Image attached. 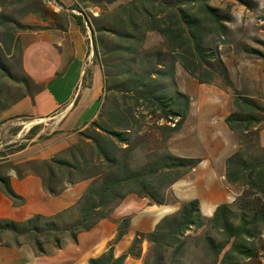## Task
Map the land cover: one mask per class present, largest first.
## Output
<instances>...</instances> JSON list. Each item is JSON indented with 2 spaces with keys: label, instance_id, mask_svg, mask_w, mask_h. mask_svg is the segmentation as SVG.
<instances>
[{
  "label": "trees",
  "instance_id": "obj_1",
  "mask_svg": "<svg viewBox=\"0 0 264 264\" xmlns=\"http://www.w3.org/2000/svg\"><path fill=\"white\" fill-rule=\"evenodd\" d=\"M83 1L101 11L92 21L82 11L73 15L82 30L89 24L97 34L92 49L95 60L103 64L104 93L96 117L79 130L80 137L43 161L46 169L38 172L52 194L79 182L90 183L73 206L59 213L36 214L25 221L0 220V230L29 236L41 254L47 252V243L60 247L63 236L78 242L80 233L109 217L131 194L147 198L150 205L166 204L165 189L202 162V157L181 156L169 148V140L179 133L192 109L191 96L166 83L169 79L175 84L177 63L201 83L233 84L226 62L210 44L211 36L226 34L227 20L211 0ZM17 3H27L24 16L41 14L47 20L41 0H0V49L18 56V73L0 57V76H10L21 85L15 93L0 89V111L43 86L23 67L21 34L47 27L23 22L7 11L9 4ZM151 34L161 39L162 47L149 46ZM138 56L156 64L140 70L127 63ZM232 102L234 108L224 120L239 147L226 158L224 176L229 186L238 189L233 201L218 204L211 216L202 212L198 199L184 201L151 231H135L129 247L117 254V244L131 231V217L124 216L117 222L115 238L88 264H126L130 256L142 259V264H264V146L260 142L264 102L239 92ZM151 137L158 148L143 147L144 158L139 160V143ZM2 181L9 196L21 198L8 178ZM207 226L212 232L204 230Z\"/></svg>",
  "mask_w": 264,
  "mask_h": 264
},
{
  "label": "rangeland",
  "instance_id": "obj_2",
  "mask_svg": "<svg viewBox=\"0 0 264 264\" xmlns=\"http://www.w3.org/2000/svg\"><path fill=\"white\" fill-rule=\"evenodd\" d=\"M41 1L45 7L42 14L47 16V20L41 18V14L24 16V8L27 3L9 4L7 11L23 22L46 25L47 28L39 30L48 28L64 29L68 16L63 11H55L54 7L69 8L73 14L81 13V11L88 13L90 21L101 12L100 7L83 0ZM211 3L227 17L224 24L226 34L223 37L211 36L210 44L214 49L219 50L226 62L233 81L232 87H225L221 80L214 83H201L190 76L179 63L176 65L175 84L169 79L166 82L170 89H180L192 98L191 113L179 133L169 140V148L178 155L202 157L203 160L184 179L165 189L166 204L149 205L142 199H138L133 201L130 206L123 207L121 205L116 208L108 217L110 221L123 216H130L133 230L150 231L165 216L175 214L184 201L198 199L202 212L207 216L212 215L218 204L232 202V198L226 193L223 175L226 158L238 149L239 144L236 135L228 128L224 118L234 108L232 100L236 92L254 96L264 102V0H211ZM72 7L74 8L72 9ZM49 11L56 12L58 16L49 14ZM94 12H98V14L95 15ZM58 25H63V28H59ZM85 28L83 32L87 36L91 50H93L94 35L97 34L93 33L92 25L86 24ZM161 43L158 36L149 35V46L156 45L160 47ZM0 57L7 67L12 66L11 71L13 73H18V56L16 52L9 54L2 48L0 49ZM98 63L101 64L103 69L101 60H98ZM127 63L136 69L142 70L151 66V63L156 64V60L152 59V62L148 63L141 56H138L137 60H129ZM20 86V83L10 76H0V89L15 93ZM69 88L58 89V85H54L51 90L69 92ZM36 91L33 89L32 93ZM31 107V103L21 99L0 111V140L4 138L1 122L9 118H16L18 114L27 113L28 110H31ZM15 121L14 124H11L7 136L0 142V169L16 167L23 171L30 168L37 170L43 168L45 170L43 161L48 160L52 155H57L60 149L80 137L79 130L72 132L71 130L61 129V124H59L56 117L44 119L24 117ZM69 125L71 124H66V128ZM69 128H72V126ZM260 142L264 146V127L260 131ZM47 145L51 146L43 148ZM149 146L158 148V143L152 137L149 138V142L144 140L139 143L136 149V156L139 160L144 158L141 149ZM30 152L32 153L26 154ZM16 157L22 159L18 161L22 164L15 162L14 158ZM28 158L34 160H27ZM34 174L27 176L30 179L33 176V188L23 189L24 194H27V198L18 192L16 193L21 198L10 196L13 200L15 217L18 212L22 217L27 218V215L33 217L38 211L40 213L54 210L63 211L69 208L68 204L72 199L71 196L87 188L86 184L90 183V181H85L86 184L81 182L74 189L52 194L45 189L41 181L40 183L39 180L37 182L38 177L41 180L40 175L37 172ZM9 182L12 186L11 179H9ZM0 185L5 186L1 182ZM230 188L238 192L236 187L230 186ZM2 219L5 218H0V220ZM204 230L212 232L210 226L205 227ZM79 235L80 246L70 236L61 238L60 247L55 248L47 243L45 248L48 255L47 252L43 256L40 255L39 264H85L82 260L83 253L89 252L91 248L87 247L82 241L86 235L84 233ZM12 239L13 242H16L15 247L6 243L5 247L0 249V264H23L25 262L32 264L36 255L32 257L26 251L17 250L16 248L23 246V244L20 240L17 241V237ZM74 244L79 248L75 249ZM37 248L34 253L39 252ZM144 249L145 251L148 250V243H145ZM59 250H62L61 253H58ZM100 253L99 251L97 256ZM132 264H142V260L136 259Z\"/></svg>",
  "mask_w": 264,
  "mask_h": 264
},
{
  "label": "crops",
  "instance_id": "obj_3",
  "mask_svg": "<svg viewBox=\"0 0 264 264\" xmlns=\"http://www.w3.org/2000/svg\"><path fill=\"white\" fill-rule=\"evenodd\" d=\"M54 9L57 12L63 11L68 16L63 30L48 28L39 31H25L21 34L23 44V67L33 79L37 82L43 83V86L41 89L33 92L32 94H28L22 99L23 101L27 100V102L31 103V110H28L27 113L22 115L18 114L16 118H9L8 120L1 122L4 138L9 133L11 124H14L16 122L15 120L22 117H33V119L56 117L59 124H61V129L71 130L73 132L83 129L96 117L98 112L99 100L103 96L104 91V74L102 66L98 63V61H95L93 50H91L87 41V36L74 18L71 10L64 7L63 9L60 7H54ZM54 85H58V89L66 87L69 88L70 86V91H53L51 88ZM66 124L71 125L66 128ZM70 126H72V128H69ZM4 138H1L0 142H2ZM50 146L51 145H47L43 148H48ZM31 153L32 152L26 154ZM19 157L14 158L16 163L19 159H21ZM27 160L34 159L28 158ZM19 164H22V162ZM35 172L39 174L38 170L33 168H30L27 171H23L22 169L16 167L10 169H0V182H3L2 177L11 179V183L15 191L19 194L22 193L25 198H27V194H24L25 192L23 189L29 190L30 188H33L34 178H32V176L30 179L27 176L35 175ZM38 180L39 183L41 181L43 184L42 179L40 180L38 177L37 182ZM83 182L85 183V181ZM77 184L67 187L61 193L67 189H74L78 186ZM86 185V187H88V184ZM85 190L86 188L82 191L80 190L74 196H71L72 199L69 201L68 207L72 206V204L79 199ZM225 190L233 201L237 192L233 191L226 181ZM138 199H142L144 202L149 204L147 198H140L135 194H131L117 208L121 205H123V207L130 206L133 201ZM60 211L61 210H54L47 213H40L38 211L37 214L50 216L59 213ZM0 218L12 219L16 221H25L31 218L29 215H27V218L22 217L19 212L16 217L14 216L13 200L1 185ZM121 218L110 221V218L107 217L101 220L91 230L82 232L86 235L84 240H82L83 243L87 247L91 248L89 252H84L85 254L83 253L82 260L85 264H88L91 257L97 256L99 251L102 253L115 238L117 232V222ZM135 231L138 230H133L131 220V231L117 244V254L122 253L129 247L135 236ZM13 237H17V241L19 242L20 240L21 244H23V246H18L16 249L19 251H26V253L32 257L36 255L35 261H32V264H39L40 255L43 256L44 254H41L38 251L37 253H34V250H36L37 247L35 246L33 239L27 235H17L9 230H0V249L5 247L4 245L6 243L15 247L14 244L16 242H13ZM77 244L80 246L79 241ZM51 245L54 246L53 244ZM74 247L75 249L79 248L75 244ZM60 251L62 250H59L58 253H61ZM46 254L48 255V252ZM136 259L137 258L130 256L128 257L126 264H132V262ZM23 264L29 263L25 262Z\"/></svg>",
  "mask_w": 264,
  "mask_h": 264
},
{
  "label": "built area",
  "instance_id": "obj_4",
  "mask_svg": "<svg viewBox=\"0 0 264 264\" xmlns=\"http://www.w3.org/2000/svg\"><path fill=\"white\" fill-rule=\"evenodd\" d=\"M95 13V15H97L98 14V12H94Z\"/></svg>",
  "mask_w": 264,
  "mask_h": 264
}]
</instances>
